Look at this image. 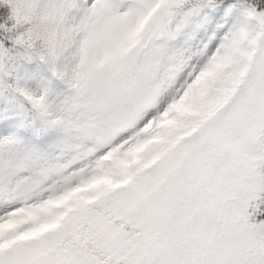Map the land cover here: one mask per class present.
Wrapping results in <instances>:
<instances>
[{
    "label": "snow or ice",
    "instance_id": "snow-or-ice-1",
    "mask_svg": "<svg viewBox=\"0 0 264 264\" xmlns=\"http://www.w3.org/2000/svg\"><path fill=\"white\" fill-rule=\"evenodd\" d=\"M0 264H264V0H0Z\"/></svg>",
    "mask_w": 264,
    "mask_h": 264
}]
</instances>
